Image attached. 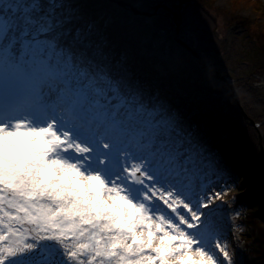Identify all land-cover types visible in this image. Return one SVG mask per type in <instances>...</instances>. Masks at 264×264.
Wrapping results in <instances>:
<instances>
[{
  "label": "snow or ice",
  "instance_id": "snow-or-ice-1",
  "mask_svg": "<svg viewBox=\"0 0 264 264\" xmlns=\"http://www.w3.org/2000/svg\"><path fill=\"white\" fill-rule=\"evenodd\" d=\"M177 27L175 0H0V264H234L228 132L129 67L181 63Z\"/></svg>",
  "mask_w": 264,
  "mask_h": 264
},
{
  "label": "trees",
  "instance_id": "trees-1",
  "mask_svg": "<svg viewBox=\"0 0 264 264\" xmlns=\"http://www.w3.org/2000/svg\"><path fill=\"white\" fill-rule=\"evenodd\" d=\"M93 3L100 11H110L112 8L119 6L111 3L110 0H93ZM202 3L204 4V2ZM254 3L255 6L260 5L257 12L259 17L264 18V2L256 0ZM203 4H200L201 7L210 8V11L213 12L212 15H215L218 20L220 19L224 25L232 19L220 9L214 8L212 10L211 5L204 6L205 4ZM236 21H239L241 26L244 24V28L247 26L254 31L260 29L257 23L246 25L245 21L239 18H236ZM261 31V33L264 32L262 29ZM113 35L119 36L118 33ZM262 36L264 37V34ZM126 43L121 36L119 39H113V47L117 55L125 50ZM170 44L179 54L183 55L184 61L189 62L187 53L174 41L172 36L170 37ZM249 44L251 45L250 48L247 47V54L250 55L253 61L250 63L244 62L247 67H250L249 73H244L245 75L242 76L232 73L231 76L232 81L236 83L234 86L239 88V97L246 112L256 123H261L264 118V96L249 84L259 83L255 77L260 80L264 78V40L255 36ZM131 56L133 58L130 59V70L138 77L147 79L154 84L158 85L157 82H161V85L158 86L184 106L195 122L208 129L209 135L213 137L214 144V134L218 130L225 129L228 132L229 143L222 146L225 162L239 173L238 187H242V185L243 188L251 186L250 189L252 190L251 196H249L251 193L242 194L236 199L235 203L239 208L247 205L249 216L234 215L231 221L234 223V231H237L239 241H241L240 251L246 256L243 264H264V179H262V163H260L259 133L254 127L244 125L240 111L238 107H235L233 101L224 100L222 97L225 96L224 92L220 93L218 89L224 88L227 92L226 87L211 75L199 70L196 63L191 65V70L185 68L184 65L170 66L164 64L165 76H162L157 69V66L161 64L156 60L149 59L138 50ZM262 130L264 132V125H262ZM237 158L247 161L248 172L241 170L239 165L235 163ZM245 176H247V179H245ZM254 182L259 184L258 187H261L259 192L252 188ZM256 209L259 210L257 214L254 211ZM257 231H259V235ZM254 232L257 236L253 235ZM231 241L233 240L231 239ZM228 250L233 257L234 264H240L234 254V250H236L234 244H228Z\"/></svg>",
  "mask_w": 264,
  "mask_h": 264
},
{
  "label": "rangeland",
  "instance_id": "rangeland-1",
  "mask_svg": "<svg viewBox=\"0 0 264 264\" xmlns=\"http://www.w3.org/2000/svg\"><path fill=\"white\" fill-rule=\"evenodd\" d=\"M254 1L256 0H188L187 2L182 4V0H175V2L178 3L180 7L187 14L188 30L191 37L189 38L188 36H186L184 30L181 27H180L179 36H176L177 28H175L171 34L174 41L178 45H180L188 55L187 56L188 58L187 57L186 58L189 60V62L183 60L181 63L178 64L184 65L185 68L191 70L192 69L191 65L193 63H196L197 66L196 65L195 66L199 70L214 77V75H212L206 69L201 67V65L198 62V59L193 54H191L184 46L180 44V42H184V44L188 45V47L194 49L195 52H197L200 57H203V60L206 63V67H210L211 69H216L225 78H227L228 82L233 83L231 76L232 73L237 76L245 75L244 73L248 74L250 67H247L246 63L244 64V62L250 63L253 60L250 58V55L247 54L248 53L247 47L250 48L249 46L251 44L249 43L252 42L255 36H258L259 38L264 40V37L262 36L264 32L261 33L262 32L261 29L264 30V18L259 17L257 9L259 8L260 5L255 6ZM261 1L264 2V0ZM202 2H204L205 5ZM200 4H203L204 6L211 5L212 10L214 8L215 9L218 8L221 11H223V13L226 16H229L232 19L227 21L224 25L220 19L218 20L215 15H212L213 12L210 11V8L208 9L203 6L201 7ZM236 18L245 21L246 25H254V23H257V26L260 29L254 31L253 29L247 26L246 28H244L243 26L244 24L241 26V24H239V21H236ZM119 37L120 35L119 36L113 35L112 39L115 38L116 40L119 39ZM131 58L133 57L131 56ZM163 68H164V64L157 66V69L159 70L160 74L162 76H165V69ZM214 78L217 79L216 77ZM255 78L259 83L249 84V85L253 86V88H256L257 92L261 93V95L264 96V78H262L261 80L258 77ZM217 81L220 82L218 79ZM157 83L158 85H161V82H157ZM222 84L225 87L227 86L225 83ZM235 90L239 91V88L235 87ZM237 98L238 100L240 99L239 96H237ZM234 104L237 106L235 102ZM261 123H264V118L261 121ZM250 126H252V124ZM257 132L259 133L258 130ZM262 136L263 137L261 142L264 143L263 130H262ZM260 146L261 145H260V137H259V147ZM263 146L264 144L262 145V147ZM260 154H261V147H260ZM262 162L263 160L261 157L260 163ZM243 171L246 172L245 169H243ZM252 184H254L252 188L255 189L257 192H259L261 189V187H258L259 184L256 182ZM250 188L251 186H247V188L245 187L243 188V185L242 187H238V186L231 187L230 189H228L227 194L223 195L221 199L214 200L211 207L216 208L217 206H222L220 212L221 218H223L224 214H226L227 212H231L230 214L231 216L228 217L229 221L232 220V217L237 213H239V215L236 216H249L247 205L246 207L239 208L235 203H236V199H238L242 194H247L248 191L251 190ZM243 189H245L244 193H243ZM205 211H207V209H205ZM254 211L256 214L259 213L258 209ZM233 225L234 223L230 222V224L227 226V230H226L227 232L224 233L226 240H222V242H226L229 245L234 244V247L236 249L234 250V254L237 260H239V262H243L246 256L242 254V251H240L241 241H239L240 238L237 234V231H234L235 229ZM257 234L259 235V231H257ZM257 234L256 232L253 233L254 236H257ZM231 237L233 238V241L230 240Z\"/></svg>",
  "mask_w": 264,
  "mask_h": 264
},
{
  "label": "water",
  "instance_id": "water-1",
  "mask_svg": "<svg viewBox=\"0 0 264 264\" xmlns=\"http://www.w3.org/2000/svg\"><path fill=\"white\" fill-rule=\"evenodd\" d=\"M188 0H182V4L187 2ZM110 2L112 3H115L117 5H122L124 2L123 1H120V0H110ZM177 33H176V36H179L180 34V27H177ZM180 44L182 46H184L191 54H193L197 59H198V62L199 64L201 65V67H203L204 69H206L208 72H210L212 75H214V77H216L220 82L222 83H225L227 86H229L230 90H232V92L234 91L233 90V86H231L230 82H228L227 78H225L220 72L218 71H215L213 69H211L210 67H206V63L205 61L203 60V57H200L198 55L197 52H195L194 49H192L191 47H188V45L184 44V42H180ZM233 97L235 98V100H237V105L239 107V110L241 112V117H243V120H246V121H251L250 125L252 124V126H254V128H256L258 131H259V134H260V147H261V157H262V160L264 162V147H262L263 143L261 142L262 140V130H261V125L263 123H256L255 121H252L248 118V116L246 115V113L244 112L242 106H240L241 104L239 103L238 99H237V96L236 95H233Z\"/></svg>",
  "mask_w": 264,
  "mask_h": 264
},
{
  "label": "bare ground",
  "instance_id": "bare-ground-1",
  "mask_svg": "<svg viewBox=\"0 0 264 264\" xmlns=\"http://www.w3.org/2000/svg\"><path fill=\"white\" fill-rule=\"evenodd\" d=\"M239 27H240V26H239ZM179 35H180V34H179ZM213 70L217 71L216 69H213ZM230 84H231V86H233V90H234L233 92H232V90H230L229 86H226V88L228 89L227 92L224 90V88H220V89H218V91H219L220 93H221V92H224L225 96H222V97L224 98L225 101L231 100V101H233V102H235V103L237 104V100H235V98L233 97V95L239 96V92L235 90V87H236V86H234V85H236V83L233 82V83H230ZM237 99H238V98H237ZM238 101H239V103L241 104L240 106H242V108H243L244 112L246 113V115L248 116V118H249L250 120L254 121V120L251 118V116H249V113L246 112L245 107L243 106V103H242L241 99H239ZM236 107H238V105H237ZM238 109H239V107H238ZM239 111H240V110H239ZM240 114H241V112H240ZM241 116H242V115H241ZM242 118H243V117H242ZM244 123H245V124H244L245 126H249L250 123H251V121H246V120H244ZM262 125H264V123H263ZM262 125H261V127H262ZM245 171L248 172V169L245 168ZM251 192H252V190H249V191H248V194H250ZM251 195H252V193H251L249 196H251Z\"/></svg>",
  "mask_w": 264,
  "mask_h": 264
}]
</instances>
